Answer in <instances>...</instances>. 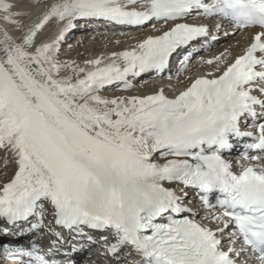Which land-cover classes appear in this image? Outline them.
<instances>
[{
	"label": "snow or ice",
	"instance_id": "1",
	"mask_svg": "<svg viewBox=\"0 0 264 264\" xmlns=\"http://www.w3.org/2000/svg\"><path fill=\"white\" fill-rule=\"evenodd\" d=\"M43 4L25 24L24 0H0V260L76 264L98 245L102 264H264V0ZM93 24L150 31L61 60ZM221 32L243 46L199 55ZM174 59L198 74L171 96L102 94L163 77Z\"/></svg>",
	"mask_w": 264,
	"mask_h": 264
},
{
	"label": "bare ground",
	"instance_id": "2",
	"mask_svg": "<svg viewBox=\"0 0 264 264\" xmlns=\"http://www.w3.org/2000/svg\"><path fill=\"white\" fill-rule=\"evenodd\" d=\"M17 2H21V0H17ZM24 6L25 8L30 12V15L24 20V23H30L31 21L35 20L38 15L42 13L44 10V4L43 0L41 3H39L36 7H30L28 4V0H24ZM201 20L198 21L200 23ZM189 23H197L194 22V20L188 21ZM202 22V21H201ZM213 22L212 25H214V21H207V23ZM197 23V24H198ZM0 27H5L4 25H0ZM10 30V29H9ZM78 30V26L77 29ZM75 30V31H76ZM55 31V25L54 24H49L46 26L44 31L42 32L41 35L38 36L37 40H43L45 38L50 37ZM150 29H145L142 32L139 31H130L126 35H120V29L115 28V27H109L105 26L103 24H93L88 26L87 28H82L79 29L77 39L76 41H71L74 36L69 35L67 37L66 42L63 44V46L67 49H70L68 47V44H71L72 47L76 48V54L71 58V59H66L68 61H76L77 63H83L84 60L86 59H93L96 58L97 56L100 55H107L108 53H111L113 51H120L125 48H127L129 45L134 44L138 39L143 38L149 33ZM75 33V32H74ZM76 34V33H75ZM17 39H19V36H16ZM75 39V38H74ZM240 44L243 46L244 41L240 37ZM237 42V41H236ZM83 44V45H82ZM228 44L227 46H229ZM231 45H234L231 43ZM211 46V45H210ZM227 48V47H226ZM65 51V50H64ZM220 51H223L222 47L221 49H217V51H212V56L218 55ZM238 48L233 49V54L235 55L236 52H238ZM211 53V51H203L199 53V55L205 57V58H210L208 57L207 54ZM68 53L65 52L64 55ZM63 56V55H62ZM60 56L61 60H65L64 57ZM67 74V73H63ZM186 74H191L195 75L198 74V69L195 66V62L193 63V66L190 67L188 73H179L177 74V62H173L172 68L165 72L163 77L159 76H145L143 80H146L147 83H142L143 80H135L133 81V88H131L129 91L122 92L119 91L117 88L112 87L110 90H107L103 92L102 94L107 96V97H114V96H132V95H148L152 94L159 89L163 88L165 91L166 95H173L174 93H177L179 90H181L185 85L181 83V81L184 80V77ZM171 77V78H169ZM2 178V177H0ZM203 215V213H201ZM51 217H47L45 222L47 223L48 220H50ZM5 243H8L9 241H13L14 239L11 236L8 237H3ZM23 240H26L23 239ZM13 245V244H12ZM11 245V246H12ZM98 251L95 247L88 248L86 251L83 253L86 255L93 254L94 252Z\"/></svg>",
	"mask_w": 264,
	"mask_h": 264
},
{
	"label": "rangeland",
	"instance_id": "3",
	"mask_svg": "<svg viewBox=\"0 0 264 264\" xmlns=\"http://www.w3.org/2000/svg\"><path fill=\"white\" fill-rule=\"evenodd\" d=\"M209 25L211 26L212 25V23H209ZM82 29V27H80L79 26V29ZM213 30H215V29H213ZM77 33L76 34H72V36H74V38H72V42L73 41H76V39H77ZM240 38V36L239 35H237V36H235V37H226V36H224L223 35V32H221V34L219 35V40H218V42L217 43H214V44H212L211 46H210V48H209V50L208 51H211V53L209 52V54H207V56L209 57H211V55H212V51H217V49H221V47H222V49L224 50L226 47H228L227 45L228 44H231V43H233L234 45L236 44V41H237V39H239ZM69 45V44H68ZM71 45V44H70ZM83 45V44H82ZM65 50V51H64ZM76 48L75 47H71L70 49H67V47L65 48L63 45H62V48H61V53H60V56H62V57H64V59L66 60V59H71L75 54H76ZM68 51V53L66 54V55H64V53L65 52H67ZM221 52V51H220ZM194 63V62H193ZM142 83H144V82H142Z\"/></svg>",
	"mask_w": 264,
	"mask_h": 264
}]
</instances>
